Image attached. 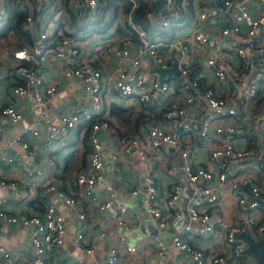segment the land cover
Segmentation results:
<instances>
[{
  "label": "built area",
  "instance_id": "obj_1",
  "mask_svg": "<svg viewBox=\"0 0 264 264\" xmlns=\"http://www.w3.org/2000/svg\"><path fill=\"white\" fill-rule=\"evenodd\" d=\"M124 1L128 6L116 7V18L107 23L104 12L108 0H0V27L7 20V8L14 7L22 15L21 30L32 40L28 46L11 47L8 52L0 45V63L8 62L12 70L13 97L33 99L32 121L12 136L2 122L8 119L18 123L24 118L12 105L0 107V141L9 149L0 155V163L22 168L27 177H41L42 171L29 164L35 163L39 155L25 136L42 140L48 153H53L66 143L72 130L83 127L88 137V160L75 174V189L63 185L54 201L76 210L82 221L96 203L98 211H107L115 225L123 226L126 207L114 206L116 193L110 185L105 187L106 198L97 203L95 188L102 181L103 169L99 136L109 127L103 110L104 94L111 91L133 98L141 106V131L146 143L136 138L118 139L128 163L146 164L147 152L170 147L185 160L186 178L190 183H200L198 193L204 198L191 200L187 207L189 224L175 229L171 247L194 264H239L245 254L240 232L250 230L257 240L264 235V0H161L157 14V0ZM140 1L147 4L148 30L134 19ZM251 3L256 5L255 15L250 11ZM217 19L224 24L219 35L223 43L210 38L199 26L202 21ZM171 26L187 29L190 38L161 32ZM0 39H12L17 44L18 38L10 31ZM98 56L119 59L122 67L107 78L101 63L96 62ZM53 57L64 63L65 76L77 78L88 95L87 105L55 121L48 117L46 104L59 87L45 83L42 75L45 62ZM143 58L148 67H141ZM197 61L201 67L195 65ZM126 66L139 70L130 72ZM173 66L179 74L168 73L161 80L159 70ZM190 105H196L197 115L186 112ZM197 144L205 150L202 162ZM17 145L25 153L24 161L14 159L11 149ZM55 182V177L48 176L39 187L54 190ZM144 183L143 205L156 227L164 229L171 220H180L175 203L181 196V183L175 181L161 202L156 176L148 172ZM0 189L11 194L18 190V184L0 176ZM139 193L140 189L135 188L130 195ZM225 195L236 205L233 223L224 224L219 216L212 215ZM6 203V196H0L2 221L32 226L30 258L23 264H88L87 257L93 256L94 248L88 245L82 228L74 233L73 243L84 260L65 263L59 258L67 229L65 216L53 203L46 206L42 216L19 219L7 215ZM242 225L246 230L242 231ZM192 229L198 236L221 237L230 251L205 253L191 241ZM156 247L164 258L163 243L158 242ZM136 250L121 235L117 244L105 251V263L119 264L120 251L133 254ZM0 259V264H13L11 254L2 247Z\"/></svg>",
  "mask_w": 264,
  "mask_h": 264
},
{
  "label": "crops",
  "instance_id": "obj_2",
  "mask_svg": "<svg viewBox=\"0 0 264 264\" xmlns=\"http://www.w3.org/2000/svg\"><path fill=\"white\" fill-rule=\"evenodd\" d=\"M123 3H125L124 0H108L107 12H104V19L107 23L116 18L118 14L116 7L123 5ZM256 10V5L251 3L250 11L253 15L256 14ZM62 13V17L66 18L65 12L62 11ZM223 25L220 19L199 23V26L202 27L210 38L220 43L224 42L219 38ZM119 26H122L121 21ZM190 29H192V26ZM161 32H164L166 35H186L187 38H190L188 30L182 29V27L171 26L169 30H161ZM29 43L26 45L22 43V47L28 46ZM0 45H2V49L5 52H8L11 47L17 48L16 42L12 41V39H3L0 41ZM194 49L198 50L197 47H194ZM199 58L202 60L201 54H199ZM146 61L145 58L141 59V67H148ZM96 62L101 63L103 73L107 78L113 77L117 70L122 67L119 64V59L113 57L101 58L98 56ZM195 65L201 67V63L198 61ZM64 68V63L54 57L46 61L43 67L42 75L44 82L57 84L59 87L53 100L46 104L47 115L53 121L57 120L60 115L72 114L81 106L88 103V95L83 90L80 81L75 77L65 76ZM125 68L135 73L139 70L127 66ZM0 74V107L12 105L24 118L22 122L18 123H12L8 119L2 122L7 134L12 136L22 131L25 124L32 121L33 99L31 96L19 99L13 97L11 88L14 83V77L8 62L0 63ZM198 99L201 101L199 96ZM201 102L204 103V101ZM194 106L196 105L186 106V112L191 116L198 113V110ZM115 108H121L122 110L121 112L115 111ZM103 110L107 115L109 127L107 131L99 136L103 145V169L101 172L102 181L95 188V194L98 200L97 203L102 201L107 195L105 187L106 185H110L116 193L114 206L118 207L122 205L126 207V212L123 214L124 225H115L107 211L100 212L95 208L96 203L92 209L89 207L85 213L86 219L82 221L77 218L76 210L65 208L57 200L54 201L57 197L56 192L63 189V185H66L68 188L74 186L75 174L84 168L88 160V137L87 131L83 127L72 130L66 143L56 148L53 153H48L42 140L34 139L30 135L25 136L29 145L39 155L35 163L29 164L33 168L42 171L43 175L41 177H27L22 168L16 165L0 163V176L12 179L18 184V190L11 194L0 189V196L5 195L7 198L5 207L7 215L16 216L18 219L28 215L42 216L46 206L53 203L65 216V226L67 229L66 242L64 247L58 251L59 258L65 263H76L80 258L73 243V235L82 228L84 229L85 240L89 246L94 248L93 256L87 257L88 264H106L105 251L116 245L117 238L121 235L126 238L128 243L134 244L137 250L133 254L120 251L119 264H194L190 259H186L181 252L171 247V239L178 226L189 224L187 207L191 200L195 197L204 199L198 193L200 183L193 184L187 180L193 185L194 190L199 195L192 196L188 200L183 199L185 181L180 177L175 166V161L172 159V153L177 152L179 154V152L167 146L162 147L158 151L147 152L148 160L146 164H142L139 161L132 165L128 163L127 154L119 148L118 139L136 138L141 141V144L146 143L145 134L141 131L143 127L141 106L135 99L121 97L109 91L103 96ZM155 119L157 120L158 117H155ZM240 143L242 144V141ZM196 147L198 149L199 161L202 162L206 157L205 150L198 144ZM7 150L9 151L4 143L0 141V155H4ZM11 151L16 162L25 160V153L18 145L11 149ZM115 155L118 158L112 159V156ZM181 159L185 168V160L182 157ZM145 165L147 168L143 167ZM148 172L156 176L160 202L166 199L168 191L175 181H179L182 185L181 196L175 203L177 211L181 214V219L171 220L164 229L156 227L152 217L146 212L143 205L144 178ZM183 172L185 175L184 169ZM48 176L55 177L57 180L54 183V190H43V188L39 187V185L47 180ZM57 184H60V187ZM135 188H139L140 193L133 197L130 195V192ZM24 194L26 197L23 196ZM217 207L218 210L212 213L213 216H219L224 224L235 221L237 215L236 205L228 195L221 198ZM219 228L217 227V229ZM242 228V231L246 230L244 225H242ZM31 231L32 226H24L21 222L6 223L0 219V247L11 254L13 264H23L30 258L29 241ZM246 233L255 239V242L261 241L264 237L263 235L257 240L255 234L250 232V230L246 231ZM189 234L191 241L200 246L205 253H228L230 251L219 236H198L194 233L193 229ZM158 242H162L166 248L164 258H161L159 255V249L156 247ZM239 264L257 263L251 255L244 254L239 259Z\"/></svg>",
  "mask_w": 264,
  "mask_h": 264
},
{
  "label": "trees",
  "instance_id": "obj_3",
  "mask_svg": "<svg viewBox=\"0 0 264 264\" xmlns=\"http://www.w3.org/2000/svg\"><path fill=\"white\" fill-rule=\"evenodd\" d=\"M140 7L135 11L134 19L136 22H138L140 25H142L143 28L148 30L149 26L147 23L146 13H147V4L140 1ZM124 7H127V3H123ZM21 20L22 15L21 13L14 7H8L7 8V20L4 25L0 27V38L5 36L7 33L12 31L17 39V48L22 47L23 45H26L28 42H31V39H28L27 35L21 30ZM189 20V18H188ZM102 30V29H100ZM3 39H0V41ZM115 111L121 112V108H115Z\"/></svg>",
  "mask_w": 264,
  "mask_h": 264
},
{
  "label": "water",
  "instance_id": "obj_4",
  "mask_svg": "<svg viewBox=\"0 0 264 264\" xmlns=\"http://www.w3.org/2000/svg\"><path fill=\"white\" fill-rule=\"evenodd\" d=\"M161 3H162L161 0L155 1L156 14L160 11ZM168 73H172L174 75L179 74L175 66H173L169 70L160 69L159 70L160 79L162 80L163 76ZM240 236L244 239L246 243L244 253L247 255H251L257 264H264V237L261 241L255 242V240L246 232H241ZM79 259L82 261L84 260L83 257H80Z\"/></svg>",
  "mask_w": 264,
  "mask_h": 264
},
{
  "label": "rangeland",
  "instance_id": "obj_5",
  "mask_svg": "<svg viewBox=\"0 0 264 264\" xmlns=\"http://www.w3.org/2000/svg\"><path fill=\"white\" fill-rule=\"evenodd\" d=\"M172 159L175 161V166L176 169L178 170V173L180 174V177L185 181V187L183 189V199L188 200L192 196H198L199 194L194 190L193 185H191L183 172L184 169V164L183 160L181 159V156L177 153L174 152L172 153Z\"/></svg>",
  "mask_w": 264,
  "mask_h": 264
}]
</instances>
